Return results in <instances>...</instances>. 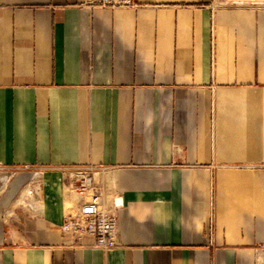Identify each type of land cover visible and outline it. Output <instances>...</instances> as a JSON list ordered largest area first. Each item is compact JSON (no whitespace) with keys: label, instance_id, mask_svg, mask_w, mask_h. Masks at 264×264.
I'll return each instance as SVG.
<instances>
[{"label":"crops","instance_id":"1","mask_svg":"<svg viewBox=\"0 0 264 264\" xmlns=\"http://www.w3.org/2000/svg\"><path fill=\"white\" fill-rule=\"evenodd\" d=\"M134 1L0 0V264H264V0ZM78 166L113 250L61 230Z\"/></svg>","mask_w":264,"mask_h":264},{"label":"built area","instance_id":"2","mask_svg":"<svg viewBox=\"0 0 264 264\" xmlns=\"http://www.w3.org/2000/svg\"><path fill=\"white\" fill-rule=\"evenodd\" d=\"M84 4L89 8L103 9L136 5L134 0H85ZM24 168L30 170L28 166ZM104 170V168L95 166L62 169L63 174L69 178L67 185L71 190L81 196L86 193L92 195L89 200L81 204L76 215L65 220L61 230L64 234L75 236L82 245L110 251L118 246V209L122 206V200L116 199L112 204L106 205L103 202V196L95 190L96 182L94 178L96 175L102 174ZM32 173L34 177H41L44 171L38 168L32 169Z\"/></svg>","mask_w":264,"mask_h":264}]
</instances>
